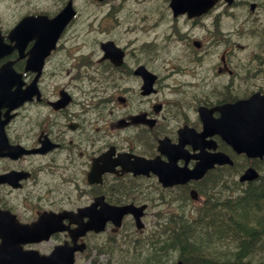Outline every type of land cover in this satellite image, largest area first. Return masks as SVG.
Here are the masks:
<instances>
[{
	"label": "flooded vegetation",
	"instance_id": "af4514ba",
	"mask_svg": "<svg viewBox=\"0 0 264 264\" xmlns=\"http://www.w3.org/2000/svg\"><path fill=\"white\" fill-rule=\"evenodd\" d=\"M168 1L151 0L130 18L119 14V24L133 23L140 30L128 38V28L113 24L102 38L94 36L93 21L66 28L43 57L37 76L28 67L37 56V36L5 38L10 50L0 65L8 62L17 74L7 80L10 90H24L36 76V93L15 107L0 105V233L15 220L29 224L49 216L57 229L25 245L48 251L72 242L74 214L96 198L108 205L145 204V214L160 206L159 199L189 209L193 182L162 187L153 170L137 172V162L165 160L158 148L165 138L176 164L191 168L200 151L187 139L175 145L179 132L200 131L203 117L228 115L238 99L264 93V0H217L193 18L174 15ZM41 2L42 7L21 15L14 8L6 25L0 18L1 33L24 14L52 17L62 6V0ZM111 2H103L107 10ZM75 7L72 22L79 13ZM249 37L257 42H239ZM103 40L116 49L105 50ZM212 138L216 149L232 154L218 134ZM196 181L198 191L205 176ZM198 200L199 206L205 204L203 194ZM114 228L107 220L103 230H88L78 241L89 246L98 239L105 247Z\"/></svg>",
	"mask_w": 264,
	"mask_h": 264
},
{
	"label": "trees",
	"instance_id": "16d2710c",
	"mask_svg": "<svg viewBox=\"0 0 264 264\" xmlns=\"http://www.w3.org/2000/svg\"><path fill=\"white\" fill-rule=\"evenodd\" d=\"M254 163L263 166L258 179L228 189L218 176L207 187V206L198 217L176 216L161 226L156 240L133 242L130 251L141 253L142 264H168L169 253L185 264H264V162Z\"/></svg>",
	"mask_w": 264,
	"mask_h": 264
},
{
	"label": "rangeland",
	"instance_id": "374dc122",
	"mask_svg": "<svg viewBox=\"0 0 264 264\" xmlns=\"http://www.w3.org/2000/svg\"><path fill=\"white\" fill-rule=\"evenodd\" d=\"M0 0V17L8 20L12 11H15L17 9H21L22 4L20 3V0ZM77 0L76 3L80 9L81 15L82 13H84V22H90L93 21V28L95 29L94 32V36L97 37H101L102 34L104 33V30L107 29L109 26V23H106L105 19V15L107 13H113V28H116L118 26L121 27H125L128 26L127 24L125 25V23H118V17L119 14H125L126 17H132L135 16L136 14L140 13L142 11V9L138 8V7H134L132 10H128L127 9V4L130 3L132 0H119L116 5L112 8L107 10V4L108 3H97L95 4L94 2H92L91 0ZM22 3L24 4L25 7L30 6V5H37V4H41L40 0H22ZM51 5V3H50ZM14 8H16L14 10ZM80 15V17H81ZM133 22V20H131ZM81 28H84L81 27ZM127 38V37H125ZM243 41H247V42H254L256 43V41L253 38H245L243 39L241 42ZM69 42V41H67ZM175 55H181L179 52H176ZM67 68L63 69V72L65 74ZM264 78V77H263ZM261 81V80H258ZM81 85L88 87L86 85V83H80ZM240 160L237 159V162H239ZM238 164H242L241 162H239ZM237 164V165H238ZM263 168V166L261 167ZM217 175L223 176V183L227 184L228 187H232V183H233V174H231L228 170L222 169L220 170V172H218ZM207 184H211L209 181H207ZM226 192H228V190L226 189ZM166 203H168L165 200L159 199V207H154L152 206V208L148 211L147 216L145 217V221H146V230L150 229L152 227V225L155 224V222H157L160 226H163V222L167 223L168 220L170 218L176 217L178 215L183 217V213L185 211H192V218H194L196 216V210L194 207L189 208L188 210H180L178 207H171V206H167L165 205ZM184 218V217H183ZM137 242H142V239L138 236L135 237ZM111 242H114V240H112V238L110 237L108 240V246L111 247L112 244ZM130 248L128 249V251H118V250H114V249H110L109 250V256L111 257V259L113 260V264H127L130 257H135L133 259L134 262H136V264H142L141 262V254L137 255L135 252L136 251H130L131 246H129ZM177 256V257H176ZM106 255L104 258V262L106 264H110V259L106 260ZM172 258V259H170ZM179 258V254H175V255H171V253L167 254L165 256V260L169 261V263H173L176 259ZM125 259H126V263H125ZM88 263V259L86 258H81L77 260L76 264H87Z\"/></svg>",
	"mask_w": 264,
	"mask_h": 264
},
{
	"label": "water",
	"instance_id": "95a60500",
	"mask_svg": "<svg viewBox=\"0 0 264 264\" xmlns=\"http://www.w3.org/2000/svg\"><path fill=\"white\" fill-rule=\"evenodd\" d=\"M261 126H255L253 130L246 132L244 136L239 134L234 138V145L238 151L244 150L248 155L251 156H262L264 153V121ZM206 166L212 165L214 161L217 162H231V160L224 154L218 156L208 157ZM258 173L253 167H248L240 175V180L253 179L257 177ZM140 226V223H137ZM40 264H68V259L55 255L54 253L50 256L43 258ZM175 264H183L181 260H178Z\"/></svg>",
	"mask_w": 264,
	"mask_h": 264
},
{
	"label": "bare ground",
	"instance_id": "6f19581e",
	"mask_svg": "<svg viewBox=\"0 0 264 264\" xmlns=\"http://www.w3.org/2000/svg\"><path fill=\"white\" fill-rule=\"evenodd\" d=\"M261 176V175H260ZM223 182V181H222ZM185 198V197H184ZM186 199V198H185ZM207 206V205H206ZM205 210V209H204ZM203 210V211H204ZM259 213H257V215H258ZM179 221V220H178ZM256 221V220H255ZM252 224V223H251ZM240 225V224H239ZM254 225V224H253ZM255 226V225H254ZM242 227V226H241ZM260 228V227H259ZM140 249V248H139ZM139 249H138V251H139ZM158 249V248H157ZM141 251V250H140ZM137 255H140L141 253H139V252H135ZM187 256V255H186ZM177 257V256H176ZM202 257V256H201ZM208 257H210V256H208ZM172 259V258H171ZM244 259V258H243ZM246 259H248V258H246ZM178 260H182V258H178V259H176L174 262H176V261H178ZM202 260V259H201ZM183 261V260H182ZM205 261V260H204ZM248 261V260H247ZM168 262V261H167ZM173 262V263H174ZM155 263V262H154ZM161 263V262H160ZM206 263V262H205ZM210 263V262H209ZM127 264H136V262H133V261H128V263ZM156 264V263H155Z\"/></svg>",
	"mask_w": 264,
	"mask_h": 264
}]
</instances>
